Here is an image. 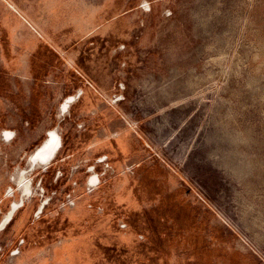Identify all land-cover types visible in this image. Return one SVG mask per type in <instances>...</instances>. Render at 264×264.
I'll return each mask as SVG.
<instances>
[{
	"label": "rangeland",
	"instance_id": "1",
	"mask_svg": "<svg viewBox=\"0 0 264 264\" xmlns=\"http://www.w3.org/2000/svg\"><path fill=\"white\" fill-rule=\"evenodd\" d=\"M14 205L0 264H264V0H0Z\"/></svg>",
	"mask_w": 264,
	"mask_h": 264
},
{
	"label": "bare ground",
	"instance_id": "2",
	"mask_svg": "<svg viewBox=\"0 0 264 264\" xmlns=\"http://www.w3.org/2000/svg\"><path fill=\"white\" fill-rule=\"evenodd\" d=\"M74 98H70L64 105L62 110L67 111L69 105L73 101ZM62 145V140L57 131H50L48 135L47 141L44 143L42 147H40L31 157V167H38V166H45L47 167L55 158L57 151H59ZM98 182V177L94 176L90 179V184L94 185ZM25 192L29 194L30 190V183L27 182L25 184ZM17 209V206L14 205L12 211L10 212L9 216L7 215L4 221L0 225V231L4 229V226L9 222L12 218L13 213Z\"/></svg>",
	"mask_w": 264,
	"mask_h": 264
},
{
	"label": "flooded vegetation",
	"instance_id": "3",
	"mask_svg": "<svg viewBox=\"0 0 264 264\" xmlns=\"http://www.w3.org/2000/svg\"><path fill=\"white\" fill-rule=\"evenodd\" d=\"M69 99H70V98H69ZM69 99H68V100H69ZM68 100H67V101H68ZM67 101H66V102H67ZM66 102H65V103H66ZM65 103H64V104H65ZM71 103H72V102H71ZM69 106H70V105H69ZM68 108H69V107H68ZM47 139H48V138H47ZM61 140H62V138H61ZM56 155H57V154H56ZM33 168H34V167H33ZM95 176H96V175H95ZM93 177H94V176H93ZM98 180H99V178H98Z\"/></svg>",
	"mask_w": 264,
	"mask_h": 264
},
{
	"label": "water",
	"instance_id": "4",
	"mask_svg": "<svg viewBox=\"0 0 264 264\" xmlns=\"http://www.w3.org/2000/svg\"><path fill=\"white\" fill-rule=\"evenodd\" d=\"M6 226V225H5ZM5 226H4V228H5Z\"/></svg>",
	"mask_w": 264,
	"mask_h": 264
}]
</instances>
